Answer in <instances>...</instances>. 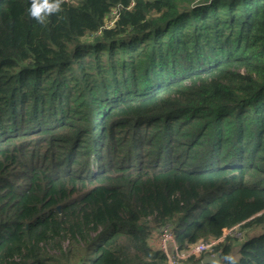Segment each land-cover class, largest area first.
<instances>
[{
    "label": "trees",
    "instance_id": "1",
    "mask_svg": "<svg viewBox=\"0 0 264 264\" xmlns=\"http://www.w3.org/2000/svg\"><path fill=\"white\" fill-rule=\"evenodd\" d=\"M30 7L0 0V264H169L164 227L238 232L175 264H264V0Z\"/></svg>",
    "mask_w": 264,
    "mask_h": 264
},
{
    "label": "built area",
    "instance_id": "2",
    "mask_svg": "<svg viewBox=\"0 0 264 264\" xmlns=\"http://www.w3.org/2000/svg\"><path fill=\"white\" fill-rule=\"evenodd\" d=\"M69 1V0H66ZM236 227L225 229L223 235L220 238L213 239L210 241H201L195 245H191L187 252H180L179 247L175 241L174 235L172 234L170 228L164 227L160 230L161 236L159 237V245L161 249L168 255L169 264H175L177 258L183 259L192 255L200 256L205 251H213L214 247L219 245L224 239L230 234H236ZM175 252V255L172 253ZM176 256V258H175ZM214 256V255H213Z\"/></svg>",
    "mask_w": 264,
    "mask_h": 264
},
{
    "label": "clouds",
    "instance_id": "3",
    "mask_svg": "<svg viewBox=\"0 0 264 264\" xmlns=\"http://www.w3.org/2000/svg\"><path fill=\"white\" fill-rule=\"evenodd\" d=\"M62 3L63 0H31L28 12L38 23L44 24L48 16L61 10ZM238 260V256L229 253L220 257L216 264H238Z\"/></svg>",
    "mask_w": 264,
    "mask_h": 264
},
{
    "label": "water",
    "instance_id": "4",
    "mask_svg": "<svg viewBox=\"0 0 264 264\" xmlns=\"http://www.w3.org/2000/svg\"><path fill=\"white\" fill-rule=\"evenodd\" d=\"M220 257L218 255L215 256H207L202 260V264H216V261L219 259Z\"/></svg>",
    "mask_w": 264,
    "mask_h": 264
},
{
    "label": "rangeland",
    "instance_id": "5",
    "mask_svg": "<svg viewBox=\"0 0 264 264\" xmlns=\"http://www.w3.org/2000/svg\"><path fill=\"white\" fill-rule=\"evenodd\" d=\"M69 1H70V0H69ZM110 23H111V20L109 21V24H110ZM160 233H161V232H160V230H159V235H160ZM159 235H158V239H159ZM154 240H155V239H154V236H153V238H151V241H153V242H154ZM234 254H236V252H235V251H234ZM212 256H213V255H212Z\"/></svg>",
    "mask_w": 264,
    "mask_h": 264
}]
</instances>
